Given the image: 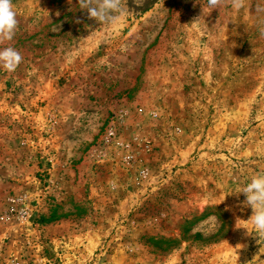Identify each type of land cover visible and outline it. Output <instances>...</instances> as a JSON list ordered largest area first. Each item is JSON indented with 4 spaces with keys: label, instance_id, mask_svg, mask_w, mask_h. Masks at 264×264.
I'll return each instance as SVG.
<instances>
[{
    "label": "rangeland",
    "instance_id": "374dc122",
    "mask_svg": "<svg viewBox=\"0 0 264 264\" xmlns=\"http://www.w3.org/2000/svg\"><path fill=\"white\" fill-rule=\"evenodd\" d=\"M236 2L121 0L111 26L13 0L0 264H264L234 193L264 173V0Z\"/></svg>",
    "mask_w": 264,
    "mask_h": 264
},
{
    "label": "clouds",
    "instance_id": "9594fccd",
    "mask_svg": "<svg viewBox=\"0 0 264 264\" xmlns=\"http://www.w3.org/2000/svg\"><path fill=\"white\" fill-rule=\"evenodd\" d=\"M221 3L222 0H208V6L213 10ZM79 4L81 9L87 10L89 17L98 23L116 26L125 16L121 0H79ZM235 6H242L239 0ZM17 25L13 0H0V40L11 41L16 34ZM22 60L21 53L15 47L0 48V68L14 72ZM241 192L246 195V205L253 209V214L247 221L251 222L255 234L264 233V173L254 176L240 191L234 193ZM212 220L215 226H219V218L212 217Z\"/></svg>",
    "mask_w": 264,
    "mask_h": 264
}]
</instances>
